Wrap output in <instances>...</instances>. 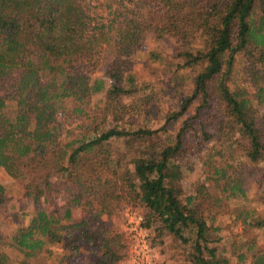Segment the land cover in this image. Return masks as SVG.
<instances>
[{
  "label": "trees",
  "instance_id": "1",
  "mask_svg": "<svg viewBox=\"0 0 264 264\" xmlns=\"http://www.w3.org/2000/svg\"><path fill=\"white\" fill-rule=\"evenodd\" d=\"M128 1L0 0V166L23 179L30 205L11 206L8 233L0 224V264H76L84 251L89 264H117L128 245L108 220L121 205L141 208L155 248L170 237L187 247L185 264H231L199 200L218 197L184 177L211 142V156L227 160H207L215 182L232 171L264 177V0ZM149 37L171 45V61ZM147 49L168 74L133 73ZM75 116L85 119L77 133L64 127ZM3 193L0 184V203ZM253 200L236 214L245 231L264 230V188ZM73 207L82 215L72 221ZM247 241L250 251L257 238ZM250 264H264V251Z\"/></svg>",
  "mask_w": 264,
  "mask_h": 264
},
{
  "label": "rangeland",
  "instance_id": "2",
  "mask_svg": "<svg viewBox=\"0 0 264 264\" xmlns=\"http://www.w3.org/2000/svg\"><path fill=\"white\" fill-rule=\"evenodd\" d=\"M91 1V0H90ZM95 3L97 1L103 2V0H93ZM125 4L130 5L131 1L123 0ZM147 47L151 49V51L155 53H159L160 55H165L168 61L172 60L171 53V45L165 41H157L155 42L151 37L147 39ZM146 51H139L133 57V65L132 71L133 73L139 77L142 81L152 80L153 78L163 76L164 74H168L169 71L166 73L165 66H162L159 61H155L150 59V56L147 54L148 50ZM173 61H177V59H173ZM181 71V70H179ZM183 71V70H182ZM102 67H98L96 72L93 74L95 77L102 76ZM102 93L95 94L91 97L90 105H96L99 103L102 98ZM75 100L68 98L65 99L62 103V107L65 110L69 109L71 106L75 104ZM161 106H168L170 104V99L165 97L164 100L159 102ZM9 104L13 105L14 103ZM13 106H11V109ZM61 111V109H60ZM62 120V119H60ZM63 121V120H62ZM85 123V119L82 116H75L73 118H69L64 121V127H67L73 133L80 132L82 130L81 125ZM213 142L208 144V148H206L197 158L195 162V167L193 170H188L185 172L184 183L186 185L194 184V183H204L208 188L209 193L213 195V198L217 201V197L219 199L218 203L214 206V202L206 201L199 199L203 206L211 207L214 210L216 215L215 224L220 225V230L217 232L218 240L214 242L218 249L222 251L226 257L229 258V262L231 264H250V255L255 251H264V230L262 229H251L249 231H245L241 227L240 218L236 216L237 211L241 209L242 205L250 204V207H254L257 205L253 200L264 188V178L260 173L257 174H247L246 172H230L229 179H220L219 182H215L214 179L217 177V174H213V169H207V160L212 159V161L216 164L218 169L222 167H226V156H219L213 155L211 151H208L211 147H216L212 145ZM229 153V152H228ZM227 153V154H228ZM211 156V157H210ZM229 181V184L226 186L227 190L223 191L221 188L225 186V184ZM241 184V187L245 190V195L242 196L238 190L236 189L234 193L231 192L230 186L233 183ZM216 183L219 184L221 187L220 189L216 188ZM0 184L4 187V193L2 195V202L0 203V224L1 229L4 232L8 233V230L11 228V217H9L10 209L12 207H19L23 205L25 207H30L28 200L24 197V181L21 178H14L7 174L5 169L0 166ZM217 184V185H218ZM238 192V193H236ZM229 197H226V195ZM56 201L52 205L64 204L63 199H61V194L58 196L55 195ZM208 202V203H207ZM210 203V204H209ZM12 206V207H11ZM48 206V205H47ZM122 208L116 207L115 212L108 220L111 223V226L122 233L123 231V214L125 209L132 208L127 205H121ZM137 210H141V208H136ZM140 214L143 215L142 212L138 211ZM82 215V211L80 208H71V219L72 221L79 218ZM14 227V226H13ZM123 234V233H122ZM257 238L256 245L250 251H247L246 244L242 245L243 243H247V240L251 238ZM123 239L125 240V236L123 234ZM126 241V240H125ZM127 243V241H126ZM187 247H184L179 241L174 240V238H165L164 242L156 246L157 249V258L155 264H185V250ZM54 249V255L60 254L61 251L56 245L52 246ZM5 252L8 256L15 261H19L22 258V254L18 252L13 247H7ZM245 253L243 256L244 261H239L238 254ZM61 255V254H60ZM94 254L84 251L82 255H80L79 260L76 264H89L92 262V257ZM53 261V260H51ZM56 261H53L54 264ZM50 264L51 262H46ZM121 260L117 262L120 264Z\"/></svg>",
  "mask_w": 264,
  "mask_h": 264
},
{
  "label": "built area",
  "instance_id": "3",
  "mask_svg": "<svg viewBox=\"0 0 264 264\" xmlns=\"http://www.w3.org/2000/svg\"><path fill=\"white\" fill-rule=\"evenodd\" d=\"M144 218L137 210L127 208L123 214V231L128 245V264H155L157 249L149 242Z\"/></svg>",
  "mask_w": 264,
  "mask_h": 264
},
{
  "label": "crops",
  "instance_id": "4",
  "mask_svg": "<svg viewBox=\"0 0 264 264\" xmlns=\"http://www.w3.org/2000/svg\"><path fill=\"white\" fill-rule=\"evenodd\" d=\"M72 218V217H71ZM120 264H128V262L126 261V259L124 258L123 260H121Z\"/></svg>",
  "mask_w": 264,
  "mask_h": 264
}]
</instances>
